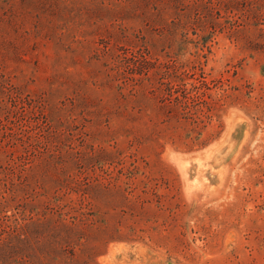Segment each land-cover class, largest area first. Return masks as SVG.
<instances>
[{
    "label": "rangeland",
    "instance_id": "374dc122",
    "mask_svg": "<svg viewBox=\"0 0 264 264\" xmlns=\"http://www.w3.org/2000/svg\"><path fill=\"white\" fill-rule=\"evenodd\" d=\"M0 264H264V0H0Z\"/></svg>",
    "mask_w": 264,
    "mask_h": 264
}]
</instances>
